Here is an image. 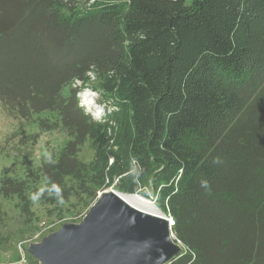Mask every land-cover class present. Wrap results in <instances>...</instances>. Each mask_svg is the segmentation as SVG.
<instances>
[{
  "label": "trees",
  "instance_id": "1",
  "mask_svg": "<svg viewBox=\"0 0 264 264\" xmlns=\"http://www.w3.org/2000/svg\"><path fill=\"white\" fill-rule=\"evenodd\" d=\"M89 70L101 120L78 103ZM0 103L70 138L0 172V198L67 199L71 177L151 197L168 264H264V0H0Z\"/></svg>",
  "mask_w": 264,
  "mask_h": 264
},
{
  "label": "rangeland",
  "instance_id": "2",
  "mask_svg": "<svg viewBox=\"0 0 264 264\" xmlns=\"http://www.w3.org/2000/svg\"><path fill=\"white\" fill-rule=\"evenodd\" d=\"M79 83V80L75 82ZM97 83L95 76L85 84L95 89ZM96 93L98 96L95 99L98 100L100 91ZM30 122L8 115L0 103V172L5 170L13 175L21 174L24 169L43 163L46 156L58 155L70 140L57 132L39 134L35 140L28 136L33 132ZM80 146L77 158L88 164L94 153L92 141L87 139ZM65 185L70 189L69 197L54 202L49 198H0V264H43L33 255L34 243L43 241L65 224L82 223L86 213L103 193L97 191L91 195L90 191L84 192L81 184L71 177L66 178ZM176 244L181 247L180 243Z\"/></svg>",
  "mask_w": 264,
  "mask_h": 264
},
{
  "label": "water",
  "instance_id": "3",
  "mask_svg": "<svg viewBox=\"0 0 264 264\" xmlns=\"http://www.w3.org/2000/svg\"><path fill=\"white\" fill-rule=\"evenodd\" d=\"M175 244L163 216L130 207L105 190L82 223L65 224L34 243L32 252L43 264H163L181 250Z\"/></svg>",
  "mask_w": 264,
  "mask_h": 264
},
{
  "label": "built area",
  "instance_id": "4",
  "mask_svg": "<svg viewBox=\"0 0 264 264\" xmlns=\"http://www.w3.org/2000/svg\"><path fill=\"white\" fill-rule=\"evenodd\" d=\"M88 75V80L90 79V77L92 79L95 78V75L93 74V72L91 70H89L87 72ZM78 82V80H76ZM81 82L78 84L80 85ZM97 91L92 89L91 87H89L87 84H85L82 87V90L80 92H78V96H79V103L84 105L86 111H90L91 114L93 115V117H95L97 120H101V116L104 113V108L106 107L105 104L100 103L98 100L95 99V97L97 98L98 94L96 93ZM90 100V101H88ZM86 103V105H85ZM152 203L154 201L150 200ZM166 220V224H167V229H169V235L171 237V239H175V235L173 233V229L172 227L174 226V218L169 215V214H162Z\"/></svg>",
  "mask_w": 264,
  "mask_h": 264
},
{
  "label": "bare ground",
  "instance_id": "5",
  "mask_svg": "<svg viewBox=\"0 0 264 264\" xmlns=\"http://www.w3.org/2000/svg\"><path fill=\"white\" fill-rule=\"evenodd\" d=\"M88 101H90V100H88ZM108 192H110V193L114 194L116 197L120 198L123 202H125L130 207H133V208L140 210L142 212H145V213L148 212L150 214L157 215L159 217L163 216V215H160L159 211L154 206V204L151 203V201L142 198L138 194H132V195L122 194L120 192H116L113 189L108 190ZM76 225H79V224H76ZM170 239H171V237H170ZM175 247L177 249L179 248V246L177 244H175Z\"/></svg>",
  "mask_w": 264,
  "mask_h": 264
}]
</instances>
